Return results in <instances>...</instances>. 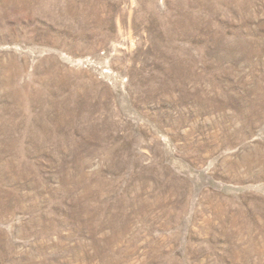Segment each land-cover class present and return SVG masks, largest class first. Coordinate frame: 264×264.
I'll list each match as a JSON object with an SVG mask.
<instances>
[{
	"label": "rangeland",
	"instance_id": "1",
	"mask_svg": "<svg viewBox=\"0 0 264 264\" xmlns=\"http://www.w3.org/2000/svg\"><path fill=\"white\" fill-rule=\"evenodd\" d=\"M0 264H264V0H0Z\"/></svg>",
	"mask_w": 264,
	"mask_h": 264
}]
</instances>
